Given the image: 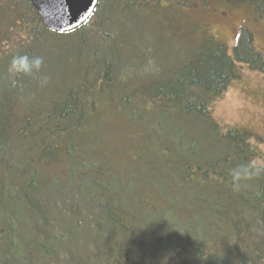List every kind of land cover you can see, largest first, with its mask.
Instances as JSON below:
<instances>
[{"label": "trees", "instance_id": "obj_1", "mask_svg": "<svg viewBox=\"0 0 264 264\" xmlns=\"http://www.w3.org/2000/svg\"><path fill=\"white\" fill-rule=\"evenodd\" d=\"M214 1L98 0L55 33L27 0H0V264H264V173L239 191L231 177L264 155L210 106L235 62H264L247 29L230 56L172 10ZM22 54L41 71L9 73Z\"/></svg>", "mask_w": 264, "mask_h": 264}, {"label": "rangeland", "instance_id": "obj_2", "mask_svg": "<svg viewBox=\"0 0 264 264\" xmlns=\"http://www.w3.org/2000/svg\"><path fill=\"white\" fill-rule=\"evenodd\" d=\"M230 3L227 0H215L208 7H181V11L172 7V10H176V17L183 25V30L190 24L194 25L197 29L196 37L213 36L217 43L226 48L230 56L233 55V47L240 29H247L252 34L253 49L260 54L264 62V10L254 11ZM144 15L154 17L149 12ZM235 69L236 77L232 78L225 91L210 103L211 116L222 132L229 129L250 132L252 136L249 143L264 155V63L263 69H250L246 64L235 62ZM57 70L52 73L49 84L55 83L56 78H65L69 74V70ZM111 120L117 122L116 119ZM126 127L129 131V127ZM127 131H117L118 134L114 133L105 140L106 153L117 154L116 148L130 139ZM127 133L128 135H125ZM99 144L95 148L101 153L102 144Z\"/></svg>", "mask_w": 264, "mask_h": 264}, {"label": "water", "instance_id": "obj_3", "mask_svg": "<svg viewBox=\"0 0 264 264\" xmlns=\"http://www.w3.org/2000/svg\"><path fill=\"white\" fill-rule=\"evenodd\" d=\"M44 26L66 33L80 27L93 13L98 0H28Z\"/></svg>", "mask_w": 264, "mask_h": 264}, {"label": "clouds", "instance_id": "obj_4", "mask_svg": "<svg viewBox=\"0 0 264 264\" xmlns=\"http://www.w3.org/2000/svg\"><path fill=\"white\" fill-rule=\"evenodd\" d=\"M44 64L43 57L28 56L27 54L13 56L8 71L14 76H31L41 71ZM47 79L42 81L46 84ZM264 173V162H252L250 164L235 168L231 172L232 187L234 191H239L243 181L251 180L255 176Z\"/></svg>", "mask_w": 264, "mask_h": 264}]
</instances>
